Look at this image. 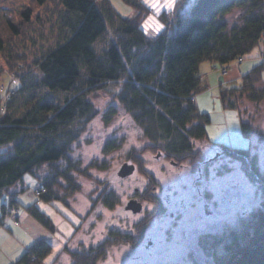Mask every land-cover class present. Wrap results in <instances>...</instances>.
Here are the masks:
<instances>
[{
  "label": "trees",
  "instance_id": "1",
  "mask_svg": "<svg viewBox=\"0 0 264 264\" xmlns=\"http://www.w3.org/2000/svg\"><path fill=\"white\" fill-rule=\"evenodd\" d=\"M125 1L135 6L134 15H121L110 0L0 5V57L19 78L0 114V219L11 205H19L24 189L18 186L28 172L45 187L41 200H65L60 191L74 187L69 153L96 115L89 96L96 89L112 87L151 139V148L174 162L189 158L198 164L202 153L193 149V140L207 136L209 122L195 100L204 89L200 65L210 61L226 66L256 45L264 50V0H194L185 10L180 1L173 13H163L166 27L155 34L142 28L145 3ZM238 7L242 21L230 26L226 16ZM263 68L257 64L235 84L221 88L225 105L239 109L247 136L252 124L243 118V99L264 101ZM214 144L241 160L263 189L261 203L241 228L221 239L225 250L216 264H264V171L251 149ZM65 162L67 166H62ZM43 165L49 167L45 175L39 173ZM152 195L161 209L160 198ZM103 199L111 208L118 201L113 192ZM39 201L27 210L53 229L51 219L39 210ZM141 234L112 231L99 246L71 252L72 264H96L110 243H136ZM51 250L46 238L36 239L16 264H41Z\"/></svg>",
  "mask_w": 264,
  "mask_h": 264
},
{
  "label": "rangeland",
  "instance_id": "2",
  "mask_svg": "<svg viewBox=\"0 0 264 264\" xmlns=\"http://www.w3.org/2000/svg\"><path fill=\"white\" fill-rule=\"evenodd\" d=\"M28 1L0 0V5ZM110 1L123 16L137 11L125 0ZM142 1L147 6L142 28L147 34H155L166 27L163 13H173L180 1L185 3V10L194 0ZM241 13L239 7L229 13L228 24L241 22ZM262 51L256 45L229 65L210 61L200 65L204 89L195 100L199 111L208 114L209 122L207 136L193 140V149L202 153L203 160L198 164L189 158L174 162L151 148V139L119 102L112 87L93 90L89 96L96 115L85 125L69 153L74 187L60 191L66 201L41 200L35 192L40 184L37 175L25 174L18 186L24 190L14 213L16 217L0 225V264H16L42 237L51 243L52 250L41 264H72L71 252L99 246L112 231L135 236L139 230L142 236L136 237V243H110L96 264H216L217 256L225 250L221 239L232 229L241 228L261 203L263 189L247 174L241 160L214 142L251 149L264 171V101L243 99V118L252 124L247 136L242 130L239 109L225 105L221 88L235 84L260 64ZM262 72L264 78V68ZM12 73L0 57V114L5 112L8 93L16 84ZM141 149V155L134 152ZM48 170V165H43L39 173L45 175ZM61 181L66 183L63 178ZM109 192L118 199L113 208L104 203ZM153 193L160 198L161 209L153 201ZM37 200L39 210L51 219L53 229L27 210Z\"/></svg>",
  "mask_w": 264,
  "mask_h": 264
},
{
  "label": "built area",
  "instance_id": "3",
  "mask_svg": "<svg viewBox=\"0 0 264 264\" xmlns=\"http://www.w3.org/2000/svg\"><path fill=\"white\" fill-rule=\"evenodd\" d=\"M261 63L264 64V51H262V59H261ZM12 76H13V80L15 81V83L18 82V77L15 75V73H12ZM16 76L17 79L14 77ZM13 90L14 89H11V92L9 91L8 93V97L10 96L11 93H13ZM8 99V98H7ZM5 110V109H4ZM37 189V190H36ZM35 189V192L40 195L44 190H45V187L40 183L38 184V186L36 187ZM18 197H20V194L18 195ZM18 208H17V205H11L9 208H8V211L1 217L0 221L2 223H8L10 220H11V217H16L14 215L15 212H17ZM14 222L16 224H20V221L17 220L16 218H14Z\"/></svg>",
  "mask_w": 264,
  "mask_h": 264
},
{
  "label": "water",
  "instance_id": "4",
  "mask_svg": "<svg viewBox=\"0 0 264 264\" xmlns=\"http://www.w3.org/2000/svg\"><path fill=\"white\" fill-rule=\"evenodd\" d=\"M133 167V166H132ZM131 170V169H130Z\"/></svg>",
  "mask_w": 264,
  "mask_h": 264
}]
</instances>
